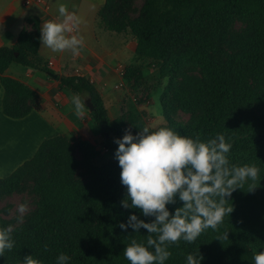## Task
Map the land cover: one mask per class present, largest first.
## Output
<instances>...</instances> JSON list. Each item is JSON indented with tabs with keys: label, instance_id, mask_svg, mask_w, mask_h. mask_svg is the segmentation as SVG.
I'll return each instance as SVG.
<instances>
[{
	"label": "trees",
	"instance_id": "1",
	"mask_svg": "<svg viewBox=\"0 0 264 264\" xmlns=\"http://www.w3.org/2000/svg\"><path fill=\"white\" fill-rule=\"evenodd\" d=\"M128 0H106L98 12L106 31L129 33L137 40L135 53L151 63L158 82L166 80L160 96L164 127L206 142L223 135L232 148L230 165H254L259 169L255 181H247L226 197L225 215L216 229L204 230L195 241L180 240L168 245L171 256L165 264H186L191 253L202 256L201 264L221 258L229 264H253V256L264 250V223L253 224L252 197L248 186L259 188L264 197V0H143L137 17L127 13ZM249 21L252 32L236 39L237 52L222 60L216 41L232 20ZM31 27L22 30L16 44L0 48V84L4 94L2 113L10 119H22L38 107L37 94L23 83L4 76L12 63L47 71L37 57L40 32L34 18ZM192 65L200 77L183 76L176 84L182 67ZM135 68L125 69L129 82ZM60 88L89 100V115L94 120L105 150L102 153L87 141L57 136L43 141L31 157L8 177L0 179V196L17 191L23 178L36 174L34 190L39 197L35 218L27 227L12 232L11 251L0 256V264H26L25 257L41 264H56L65 253L69 264H129L124 247L135 239L147 246L146 229L122 230L130 212L150 222L138 209H125L126 186L120 182V168L114 158V138L125 133L123 114L110 119L101 96L92 83L81 76H60ZM183 113L196 114L184 124L172 117L168 94ZM83 101V102H84ZM88 179L76 182L78 163ZM218 199V198H217ZM183 202L178 198L166 205L170 214ZM6 222L0 218V228ZM226 234V236H225ZM155 238L156 234H151ZM149 250L153 249L149 247Z\"/></svg>",
	"mask_w": 264,
	"mask_h": 264
},
{
	"label": "clouds",
	"instance_id": "2",
	"mask_svg": "<svg viewBox=\"0 0 264 264\" xmlns=\"http://www.w3.org/2000/svg\"><path fill=\"white\" fill-rule=\"evenodd\" d=\"M60 21L47 20L40 29V41L52 52L70 50L78 55L83 38L72 35L79 24L75 14L59 7ZM84 98H72L75 114L83 116ZM114 138L117 147L114 158L120 168V182L126 186L125 209H138L143 216L154 217L150 222L130 212L126 221L119 223L122 230L143 228L150 234L147 246L135 239L124 247L129 264H165L171 256L168 245L180 240L192 243L206 229H216L225 215L226 197L247 181H255L259 169L254 165H230L228 153L232 145L218 134L206 142L180 135L169 127L150 131L148 127ZM254 186L250 185L251 191ZM178 198L183 202L170 214L166 205ZM218 198V199H217ZM25 205L19 206L23 212ZM151 234H156L155 238ZM226 236V234H225ZM11 226L0 228V256L14 247ZM149 247L153 250L150 251ZM26 264H41L25 257ZM71 257L60 253L56 264H69ZM202 256L189 253L186 264H201ZM253 264H264V250L253 256Z\"/></svg>",
	"mask_w": 264,
	"mask_h": 264
},
{
	"label": "crops",
	"instance_id": "3",
	"mask_svg": "<svg viewBox=\"0 0 264 264\" xmlns=\"http://www.w3.org/2000/svg\"><path fill=\"white\" fill-rule=\"evenodd\" d=\"M105 2L0 0V48L14 46L20 32L30 29L31 24L27 22L30 18L37 21L39 32L45 21H60L61 5L79 20L72 35L83 38V47L75 56L70 50L52 52L40 41L37 57L47 71L12 63L4 72V76L23 83L37 94L38 107L25 118H7L2 113L4 91L0 84V179H5L31 159L43 141L57 136L87 141L100 149L103 138L90 112L86 108L83 116L75 114L72 98L76 95L66 87L60 88L58 77L88 79L99 92L110 119L120 117L131 107L122 71L130 66H140L143 58L135 53L137 40L134 36L106 31L100 25L98 12Z\"/></svg>",
	"mask_w": 264,
	"mask_h": 264
},
{
	"label": "rangeland",
	"instance_id": "4",
	"mask_svg": "<svg viewBox=\"0 0 264 264\" xmlns=\"http://www.w3.org/2000/svg\"><path fill=\"white\" fill-rule=\"evenodd\" d=\"M128 1L129 7L127 13H130L132 17H137L143 0ZM251 32L252 25L249 21L232 20L227 32L214 40V42L216 41V50L219 57L223 60L226 55L237 52V46L233 39L245 38L249 36ZM133 68H135V72L132 73L127 85H124V87L128 89L127 100L131 104L129 110L125 111L123 114L125 130L136 134L140 131L139 129L143 127H148L150 131L164 127L165 122L162 116L160 96L167 81L162 80L158 82V80L155 79L156 68L147 60L145 61L142 59L140 66ZM125 74V72L122 73V78H124ZM183 76L195 78L200 77V73L192 65L182 67L176 84L182 81ZM168 100L173 119L184 124L195 119L197 113H183L177 108L176 103L172 100L171 93L168 94ZM99 148L98 151L102 153L99 160H102L105 153L103 144ZM72 155L78 163V167L74 174V180L83 183L88 179V176L80 165V156L76 148L73 149ZM36 178L35 173H30L23 178L17 191L9 195L0 196V218L6 222V227L11 226L12 232L22 227H27L36 216L39 200L34 190ZM248 190H250V185L248 186ZM250 193L253 194L251 198L253 214L252 223H264L263 194L259 188H253ZM21 204L25 205V210L23 212L19 211V206ZM210 264H229V262L221 258H212Z\"/></svg>",
	"mask_w": 264,
	"mask_h": 264
},
{
	"label": "water",
	"instance_id": "5",
	"mask_svg": "<svg viewBox=\"0 0 264 264\" xmlns=\"http://www.w3.org/2000/svg\"><path fill=\"white\" fill-rule=\"evenodd\" d=\"M84 104H85V107L88 109L89 112L92 111V107H91L88 99L84 101Z\"/></svg>",
	"mask_w": 264,
	"mask_h": 264
},
{
	"label": "built area",
	"instance_id": "6",
	"mask_svg": "<svg viewBox=\"0 0 264 264\" xmlns=\"http://www.w3.org/2000/svg\"><path fill=\"white\" fill-rule=\"evenodd\" d=\"M26 4H28L29 2L28 1H25ZM124 72V70L122 71V73Z\"/></svg>",
	"mask_w": 264,
	"mask_h": 264
}]
</instances>
